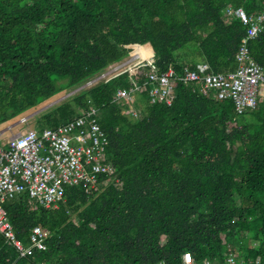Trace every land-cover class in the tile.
<instances>
[{"label": "trees", "instance_id": "1", "mask_svg": "<svg viewBox=\"0 0 264 264\" xmlns=\"http://www.w3.org/2000/svg\"><path fill=\"white\" fill-rule=\"evenodd\" d=\"M228 6L254 15L264 0H0V127L137 47L177 74L199 62L234 70L247 27L225 21ZM248 47L264 66V28ZM144 80L139 62L36 115L41 130L96 106L115 173L66 186L57 207L26 193L5 200L24 244L35 225L47 235L20 256L0 234V264H183L185 251L193 264H264V88L238 114L231 99L176 80L170 105L134 94L135 119L112 96Z\"/></svg>", "mask_w": 264, "mask_h": 264}, {"label": "built area", "instance_id": "2", "mask_svg": "<svg viewBox=\"0 0 264 264\" xmlns=\"http://www.w3.org/2000/svg\"><path fill=\"white\" fill-rule=\"evenodd\" d=\"M223 16L226 22L238 17L247 27L235 53L237 67L232 71L213 72L206 62L197 63L195 68L184 66L181 74H177L172 66L161 70L155 53L149 48L139 47L123 60L108 64L84 85L92 87L118 71L142 62L145 66L144 82L134 89L118 87L112 96V101L132 118H140L143 114L134 94L145 93L151 104L170 105L175 96L176 80L192 85L212 98L231 99L238 114L253 109L264 88V66L253 60L248 40L263 30L264 11L247 15L241 7L228 6ZM98 114V108L92 106L79 110L74 118L54 128L36 130L27 127L12 131L8 126L0 129V234L15 246L20 256L29 253L32 247L45 248L47 232L40 225L33 226L25 246L15 236L3 205L5 200L26 193L32 205L57 207L64 199L66 186L85 184L95 187L100 185L102 176L114 175L115 167L104 160L107 136L99 124ZM27 120L28 116L21 119L22 122ZM6 130L10 135L3 138ZM182 259L183 264H193L188 251L183 252ZM205 264L210 262L205 261Z\"/></svg>", "mask_w": 264, "mask_h": 264}, {"label": "rangeland", "instance_id": "3", "mask_svg": "<svg viewBox=\"0 0 264 264\" xmlns=\"http://www.w3.org/2000/svg\"><path fill=\"white\" fill-rule=\"evenodd\" d=\"M127 56H125V57H127ZM123 59H124V57L121 58L120 61L123 60ZM117 61L119 62V60H117ZM93 77L94 76H91L88 79H91ZM86 81H84L83 83H81L79 85L75 84L74 86L67 87V88H65V89H63L61 91L55 92L49 99L39 103L40 106L38 105V107H34V108H31L30 110H28L26 112L27 115L24 114V115H21L20 117L17 116V118L19 117L17 120H15L14 122H11V123L6 122L5 124H3L2 127H0V129H5L8 126H11L12 127V131H16V130H24L27 127L33 126V120L37 117L36 115L39 114L41 111L46 110V109L49 110V109H51V107L56 106L57 104L62 103V102H64L67 99H70L72 96H75L80 91H83V90H85L87 88H90L89 86L86 87L84 85V83ZM25 116H28V121L22 122L21 119H22V117H25ZM13 119H11V120H13ZM9 135H10V131L6 130L3 133L2 137L6 138ZM25 246H27L26 243H25Z\"/></svg>", "mask_w": 264, "mask_h": 264}, {"label": "bare ground", "instance_id": "4", "mask_svg": "<svg viewBox=\"0 0 264 264\" xmlns=\"http://www.w3.org/2000/svg\"><path fill=\"white\" fill-rule=\"evenodd\" d=\"M138 50H139V47H137L136 50H135L133 53H135V52L138 51Z\"/></svg>", "mask_w": 264, "mask_h": 264}]
</instances>
